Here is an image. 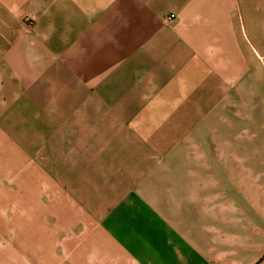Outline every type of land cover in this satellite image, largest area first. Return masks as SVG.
Listing matches in <instances>:
<instances>
[{"label": "crops", "instance_id": "obj_1", "mask_svg": "<svg viewBox=\"0 0 264 264\" xmlns=\"http://www.w3.org/2000/svg\"><path fill=\"white\" fill-rule=\"evenodd\" d=\"M263 87L264 0H0V264H264Z\"/></svg>", "mask_w": 264, "mask_h": 264}, {"label": "built area", "instance_id": "obj_2", "mask_svg": "<svg viewBox=\"0 0 264 264\" xmlns=\"http://www.w3.org/2000/svg\"><path fill=\"white\" fill-rule=\"evenodd\" d=\"M174 18V15L166 16V20H172Z\"/></svg>", "mask_w": 264, "mask_h": 264}, {"label": "rangeland", "instance_id": "obj_3", "mask_svg": "<svg viewBox=\"0 0 264 264\" xmlns=\"http://www.w3.org/2000/svg\"><path fill=\"white\" fill-rule=\"evenodd\" d=\"M262 93H263V99H264V87H263V89H262Z\"/></svg>", "mask_w": 264, "mask_h": 264}]
</instances>
